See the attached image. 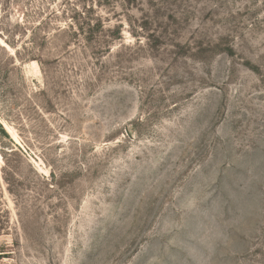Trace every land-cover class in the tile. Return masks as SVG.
Masks as SVG:
<instances>
[{
  "label": "rangeland",
  "instance_id": "rangeland-1",
  "mask_svg": "<svg viewBox=\"0 0 264 264\" xmlns=\"http://www.w3.org/2000/svg\"><path fill=\"white\" fill-rule=\"evenodd\" d=\"M0 264H264V0H0Z\"/></svg>",
  "mask_w": 264,
  "mask_h": 264
}]
</instances>
